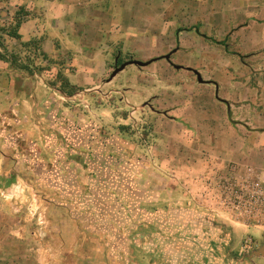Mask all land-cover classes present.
Segmentation results:
<instances>
[{"label": "rangeland", "instance_id": "1", "mask_svg": "<svg viewBox=\"0 0 264 264\" xmlns=\"http://www.w3.org/2000/svg\"><path fill=\"white\" fill-rule=\"evenodd\" d=\"M36 3L0 0V12L9 22L19 8L27 14L22 38L31 41L21 43H33L23 48L6 38L5 46L17 57L8 70L22 73L28 84L45 86V111L37 126L47 137L54 133L58 139L68 138L70 143L60 140L59 147L75 152L70 162L58 157L55 163L45 149L40 157L43 162L40 160V167L34 170L37 175L43 168L45 180L61 183L51 197L59 202L51 206V213L97 232L104 251L111 245L118 247L115 255L121 264H139L131 252L133 241L143 244L138 256L147 255L145 248L154 249L153 260H159L164 248H169L171 262L196 264L200 257L206 262L215 257L250 264L264 240V199H252L250 193L252 182H259L264 189V125L258 123L246 101L233 103L234 110L227 115L225 96L249 93L264 84V44L231 38L227 30L212 37L216 42L225 41V52L223 46L194 30L189 38L184 28L169 29L170 43L158 39L146 50L121 45L120 54L115 50L106 62L103 76L82 77L80 87H70L58 71L65 67L64 59L38 57L39 42L52 30L45 22L57 25L55 20L63 13L54 9L48 19L46 8L34 7ZM97 16L85 13L84 19ZM198 23L194 27L206 35L207 28ZM38 24L40 39L32 37ZM82 25L85 32L97 28L90 22ZM177 30H183L178 44L174 41ZM144 54V60L136 59ZM167 54H172L171 64L197 71L205 84L198 83L192 71L174 69L163 59ZM131 60L156 61L146 67L128 65L110 80L115 68ZM65 68L73 71L77 67ZM171 105L181 108L179 119L186 124L166 127L163 113L166 115ZM50 110L58 125L51 123ZM3 115L20 117L17 111H4ZM166 131L179 135V140L165 141L161 133ZM80 137L86 139L85 147L79 146ZM29 138L33 139L32 135ZM86 148L87 155L82 153ZM198 216L200 230L196 231ZM3 248H8L5 241ZM87 252L95 260L97 251L88 247Z\"/></svg>", "mask_w": 264, "mask_h": 264}, {"label": "crops", "instance_id": "2", "mask_svg": "<svg viewBox=\"0 0 264 264\" xmlns=\"http://www.w3.org/2000/svg\"><path fill=\"white\" fill-rule=\"evenodd\" d=\"M36 1L34 7L46 8L48 19L51 17L50 11L54 9L63 13L55 20L57 25H50L52 21L49 23V20L45 22L47 28L52 30L47 32V38L43 36L39 42V54L47 59H64L65 67L68 65L77 67L72 69L73 71L65 67L58 70L63 72L70 87H80L82 77L103 76L107 70L106 62L111 60L115 50H118V55L120 54L121 45H133L146 50V47L157 43L158 39V42L168 44L171 41L167 32L169 29L184 28V33L189 36L192 35L191 30L195 32L197 27L194 25L198 22L202 29L207 28L208 36L200 32L197 35L206 40H214L212 37H215V34H220L219 32L226 34L228 30L231 38L239 37L247 44H264V0ZM85 13L98 16L87 17L85 20ZM25 22L20 26L18 33L22 41H29L30 38H22L23 30L26 28ZM88 22L92 23V28L97 26L91 33L81 30L82 24ZM61 28L62 32L59 30ZM35 29L32 37L37 36L40 39L42 28L38 24ZM197 29L199 31V28ZM95 30L102 31V34L99 35ZM182 31L177 30L174 34L176 44L182 39ZM177 32L179 33L176 35ZM146 57L144 54L135 58L144 60ZM8 65L0 60V264H121L120 257L115 255L118 247L114 248L111 245V249L105 252L103 245L97 240L100 237L97 232H91L79 224H72L71 218L66 220L65 217L51 213V206L59 203L51 197L56 194L55 190L62 187L61 183L45 180L47 173L43 168L37 175L34 170L40 167V157L45 149H48L55 163L58 157L70 162L75 152L70 148L59 147L58 141H68V138L58 139V134L54 133L47 137L37 126L41 123L39 117L45 111L46 101L42 100L47 92L45 86L26 83L23 74L8 70ZM180 67L185 70L191 69ZM202 82L200 84H205L203 80ZM239 92V95L230 92L229 96H225L227 115L234 110L233 103L246 101L247 108L254 109L259 119L258 123L264 125V84L249 93L248 90ZM257 110H260V113H257ZM4 111L10 114L17 111L20 117L3 115ZM166 112V115L163 113L166 127L176 128L177 125L186 124L184 120L179 119L182 112L178 105L169 106ZM52 113L50 110L48 115L50 121L53 125H58L56 122L59 120ZM209 121L208 123H211ZM239 123L249 124L246 120H239ZM183 134L182 131L181 135ZM29 135H32L33 139H30ZM161 136L165 141H178L180 137L167 131L162 132ZM79 142V146H86V139L80 137ZM67 145L65 143V147ZM82 151L85 155L88 154L87 148ZM30 169L33 171L32 174L29 172ZM163 185L169 188L168 182ZM79 188H83L82 184ZM151 203L153 202L149 199L148 204ZM199 219L200 216L196 220V231L200 230ZM211 220V217L206 219L209 228ZM4 241L8 243V248H3ZM130 244L131 252L135 254L139 264H184L182 261L169 260L167 255L169 248H164V255H160L159 260H153L151 256L155 255L154 249L145 248L148 249L147 255L138 256L136 253L141 252L138 249H143V244L140 241H133ZM88 247L97 251L95 260L88 257ZM215 249L217 246L214 245V252ZM220 249L221 247H218V250ZM222 249L226 251L225 246ZM249 262L250 264L264 262V240H261V245L257 247ZM206 263L248 262L242 259L237 262L226 261L215 257L213 261L206 262L201 257L196 261V264Z\"/></svg>", "mask_w": 264, "mask_h": 264}, {"label": "trees", "instance_id": "3", "mask_svg": "<svg viewBox=\"0 0 264 264\" xmlns=\"http://www.w3.org/2000/svg\"><path fill=\"white\" fill-rule=\"evenodd\" d=\"M23 13V15H22ZM27 14L24 12L22 8H19L11 22H9L7 19H2L1 12H0V60L4 61L6 63L13 64L17 57L12 54L7 47L5 46L6 38L13 39L19 43H21V36L19 35L18 31L20 26L26 21ZM33 42L28 43H21L23 48H27L30 44ZM10 55V58H7L6 56ZM42 54H38V57H41ZM46 59L45 56L42 55V60Z\"/></svg>", "mask_w": 264, "mask_h": 264}, {"label": "water", "instance_id": "4", "mask_svg": "<svg viewBox=\"0 0 264 264\" xmlns=\"http://www.w3.org/2000/svg\"><path fill=\"white\" fill-rule=\"evenodd\" d=\"M195 32H196V34H199V31H198L197 28L195 29ZM178 33H179V32H177L176 35H177ZM210 41L213 42V43L216 44V45L223 46V47L225 48V51H227V48H226V44H225V42H215L214 40H210ZM170 56H171V54H167V55H165V56L163 57V59H165L167 62L170 63ZM154 61H156V60H151V61H148V62H140V61L131 60V61H129V62H126V63L122 64L120 67L115 68V70L112 72V74H111V76H110V80H111L113 77H115L119 72H121L122 70H124V68L127 67L128 65H134V66H137V67H146V66H148L149 64H151V63L154 62ZM170 64H171V63H170ZM171 66H172L174 69H176V70L182 69L180 66H176V65H173V64H171ZM187 70H188V71H192V72L195 74L198 83H203L202 80H201L200 75H199L196 71L191 70V69H187Z\"/></svg>", "mask_w": 264, "mask_h": 264}, {"label": "built area", "instance_id": "5", "mask_svg": "<svg viewBox=\"0 0 264 264\" xmlns=\"http://www.w3.org/2000/svg\"><path fill=\"white\" fill-rule=\"evenodd\" d=\"M250 186H251L250 193L252 199H259V200L264 199V189L259 182H252ZM240 191H242V188H240Z\"/></svg>", "mask_w": 264, "mask_h": 264}]
</instances>
